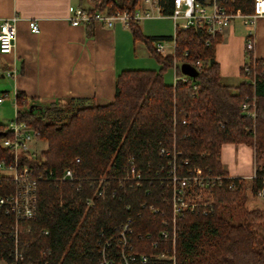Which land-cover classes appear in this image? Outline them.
<instances>
[{
    "label": "trees",
    "instance_id": "obj_1",
    "mask_svg": "<svg viewBox=\"0 0 264 264\" xmlns=\"http://www.w3.org/2000/svg\"><path fill=\"white\" fill-rule=\"evenodd\" d=\"M90 1L94 7L89 14L109 15L116 11L133 14L142 0ZM233 1L235 13H252L253 0ZM159 5L164 15L172 13V0H159ZM128 29L134 41L148 47L160 68L121 71L112 103L76 108L48 105L34 111L24 94L16 93V119L38 130L39 140L47 145L41 159L32 153H21L17 159L18 167L27 164L38 179L35 216L17 222L24 257L21 264H39L42 251L49 264H97L99 234L115 232L128 218L133 221L135 237L158 233L163 228L161 217L149 214L146 205L169 213L162 200L169 195V188L156 174L160 168L166 171L167 158L160 155L161 146H174L180 152L178 162L188 161L186 168L200 167L213 175L226 174L220 163L224 143L247 144L258 158L264 157V58L247 53L245 66L255 74V83L248 82L242 68L245 80L230 86L221 80L214 58L219 36L211 38L192 27L178 31L174 54L162 56L151 49L152 40L143 35L138 24L130 21ZM196 61L202 65L196 66ZM182 64L194 67L196 76L184 74ZM171 67L178 78L174 84H166L163 73ZM253 95L255 115L251 117L240 106ZM8 136L7 125L0 124V141ZM129 157L148 177L140 187H120ZM13 161V153L0 146V162L9 165ZM67 168L85 180H49ZM100 177L106 178L102 196L87 207L85 201L95 187L91 180ZM229 182L235 183L234 189L227 187ZM242 188L239 179L224 180L212 189L215 199L208 207L210 212L188 213L177 221L176 264H264V238L259 243L254 229H264V208L244 211L235 223L221 216L220 206L235 201L238 195L243 197ZM261 189L264 169L257 170L253 178L252 192L257 194ZM14 190L11 179L0 178V195ZM0 220L15 223L1 209ZM3 240L0 248L11 245L9 238Z\"/></svg>",
    "mask_w": 264,
    "mask_h": 264
},
{
    "label": "crops",
    "instance_id": "obj_2",
    "mask_svg": "<svg viewBox=\"0 0 264 264\" xmlns=\"http://www.w3.org/2000/svg\"><path fill=\"white\" fill-rule=\"evenodd\" d=\"M69 7L90 11L94 4L90 0H0V23L16 19L14 54H0V94L7 93L0 103V124L8 125L15 118L17 92L24 94L34 111L59 104L103 106L114 101L116 77L121 71L160 68L148 47L134 41L120 21L111 28L99 23L72 26L68 22ZM138 7L148 14L138 25L152 40L151 49L159 42L163 45L160 55L172 56L171 14L162 13L159 0H142ZM30 21L38 25V34L32 33ZM250 31L233 21L214 47L221 80L230 86L246 78L241 69L246 62L245 41ZM252 31L254 49L249 54L264 58V17L257 19ZM12 68L15 74L7 76L5 72ZM175 77L172 67L163 73L166 84H174ZM220 162L229 175L249 179L255 163L253 148L244 143H224Z\"/></svg>",
    "mask_w": 264,
    "mask_h": 264
},
{
    "label": "built area",
    "instance_id": "obj_3",
    "mask_svg": "<svg viewBox=\"0 0 264 264\" xmlns=\"http://www.w3.org/2000/svg\"><path fill=\"white\" fill-rule=\"evenodd\" d=\"M141 2V1H140ZM233 0H172L173 10L170 18L173 22L174 33L171 38L175 46L176 33L190 27L203 31L211 38L220 37L231 26L233 21L248 27L245 41V52L250 53L254 49L253 31L258 18L264 17V0H253L252 13L238 14L233 8ZM68 22L72 26H85L90 23H99L104 27L111 28L115 21H120L128 27L130 21L139 24L145 17L138 5L133 14L125 12H114L112 14L95 13L89 14L81 8L69 7ZM16 19H7L0 23V54L10 56L14 54L16 40ZM29 27L34 34L40 32L38 25L30 21ZM154 51L162 54V43H155ZM12 62V61H11ZM177 63L175 62L174 65ZM196 66L202 65L201 61H196ZM244 71L248 82L255 83V74H251L248 66L244 65ZM7 76L15 74L12 68L5 72ZM177 76L175 79L177 80ZM181 80L185 78L180 77ZM175 80V81H176ZM7 97V93L0 94V103ZM15 106L16 102H15ZM242 111L254 117L255 100L254 95L250 100L246 99L241 103ZM17 109V108H16ZM17 111V110H16ZM10 136L0 141L3 149H8L13 153L14 161L9 165L0 162V178L11 179L15 185V190L11 193L0 195V209L5 216L13 217L15 223L3 224L0 220V241L9 238V247L0 248V264H21L24 261L23 252L20 249L19 231L17 225L19 221L33 219L37 205V182L38 179L27 164L18 167L17 159L21 153H32L33 145L39 140V131L29 127L25 122L15 118L7 125ZM160 155L167 158L166 171L163 168L157 170L159 179L167 183L169 195L163 197V202L169 207V213L162 211L152 204L146 205V210L151 215H159L163 228L155 235L146 233L134 236L133 221L128 218L113 233L105 236L100 233L97 244L99 246L97 264H176L175 244L177 239V221L188 213L200 212L207 214L210 212L208 207L213 204L211 193L212 189L223 184L224 180L237 179L235 176L225 177L213 175L200 167L186 168L187 160L178 162L180 152L172 146L167 149L163 146L159 148ZM78 162L79 158H75ZM125 174L119 180L120 187L129 188L140 187L144 180H147L141 170L136 166L133 158L129 157L125 165ZM163 173V175H162ZM39 178V177H38ZM83 178L76 176L72 168L65 169L59 176H50L51 181L75 182ZM85 180V179H83ZM88 181V180H87ZM95 182L94 193L91 198L85 201L87 207L94 204V199L102 196V187L106 182L105 177L93 178ZM229 189H234L235 183L226 184ZM108 186V183H107ZM141 206L145 207V204ZM140 216V213H138ZM44 233H47L44 231ZM39 264H49L47 254L40 253ZM25 264H34L27 261Z\"/></svg>",
    "mask_w": 264,
    "mask_h": 264
},
{
    "label": "rangeland",
    "instance_id": "obj_4",
    "mask_svg": "<svg viewBox=\"0 0 264 264\" xmlns=\"http://www.w3.org/2000/svg\"><path fill=\"white\" fill-rule=\"evenodd\" d=\"M233 8H234V10H236L235 4H233ZM173 33H174V28H173V24H172V34ZM170 72H172V70H170ZM70 107L76 108V107H73L71 105H70ZM46 146L47 145H46V142L44 140L43 141L38 140L35 143V145H33L32 154L36 158L41 159L40 153H41V151L46 149ZM253 152H254L255 163H254V167H253L254 168L253 173L250 176V178L244 179L240 176H235L237 179H239V181H242V183H243V188H242V192H241V193H243V197H242V194H241V196L238 195L235 201H231L229 203H225L222 206H220L221 216L224 219H226L232 223L240 221L242 219V215H243L244 211H250L254 208H259L262 210L264 208V189L259 190L257 192V194H254L252 192L253 178L255 177L257 170L264 169V157L258 158L255 154L254 148H253ZM222 176L230 177L232 175H229L228 173H226L225 175H222ZM211 196H212V201L214 202V199H215L214 193H211ZM254 229L256 230L257 240L259 243H261L260 241H262L264 238V229L261 227H258V226H254Z\"/></svg>",
    "mask_w": 264,
    "mask_h": 264
},
{
    "label": "water",
    "instance_id": "obj_5",
    "mask_svg": "<svg viewBox=\"0 0 264 264\" xmlns=\"http://www.w3.org/2000/svg\"><path fill=\"white\" fill-rule=\"evenodd\" d=\"M180 68H181V70H182V72L184 74H186V75H188V76H190L192 78L196 76L197 71H196V69L194 67L189 66L187 64H182L180 66Z\"/></svg>",
    "mask_w": 264,
    "mask_h": 264
}]
</instances>
